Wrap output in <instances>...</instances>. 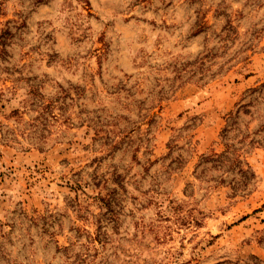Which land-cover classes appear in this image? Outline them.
<instances>
[{
  "label": "rangeland",
  "instance_id": "374dc122",
  "mask_svg": "<svg viewBox=\"0 0 264 264\" xmlns=\"http://www.w3.org/2000/svg\"><path fill=\"white\" fill-rule=\"evenodd\" d=\"M0 264H264V0H0Z\"/></svg>",
  "mask_w": 264,
  "mask_h": 264
}]
</instances>
